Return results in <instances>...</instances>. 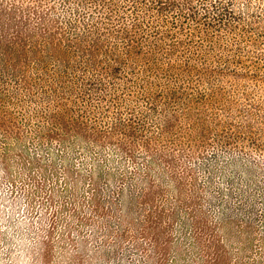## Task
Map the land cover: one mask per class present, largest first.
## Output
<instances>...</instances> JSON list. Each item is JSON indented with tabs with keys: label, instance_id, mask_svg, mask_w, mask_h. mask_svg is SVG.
<instances>
[{
	"label": "rangeland",
	"instance_id": "rangeland-1",
	"mask_svg": "<svg viewBox=\"0 0 264 264\" xmlns=\"http://www.w3.org/2000/svg\"><path fill=\"white\" fill-rule=\"evenodd\" d=\"M152 1L0 0V264H264V87L183 119L215 53Z\"/></svg>",
	"mask_w": 264,
	"mask_h": 264
},
{
	"label": "trees",
	"instance_id": "trees-1",
	"mask_svg": "<svg viewBox=\"0 0 264 264\" xmlns=\"http://www.w3.org/2000/svg\"><path fill=\"white\" fill-rule=\"evenodd\" d=\"M154 10L161 17L169 15L173 21L166 32L170 40L169 55H174L181 44L173 41L177 33H186L193 29L200 35L198 45L209 43L213 56L208 59L206 74L193 86L191 81L173 91L177 101H185L183 119L196 109L202 110L205 98L212 96L217 87L207 88V84L216 82L222 75L219 70L225 64L242 63L248 59L252 63L249 74L232 72L229 78L246 80L250 78L254 84L264 87V0H153ZM137 29L131 34L125 32L123 41L125 48L141 47ZM192 42H186L191 46ZM91 49L96 50V45ZM127 52V50H125ZM91 51V57L92 53ZM163 50L155 46L150 54L141 53L146 58L149 69L156 70L158 57ZM228 54L231 56L228 57ZM244 55L247 56L244 59ZM116 68H114L115 70ZM181 114V113H180ZM177 114L175 121L179 122Z\"/></svg>",
	"mask_w": 264,
	"mask_h": 264
}]
</instances>
